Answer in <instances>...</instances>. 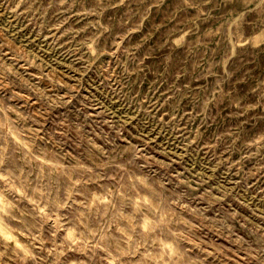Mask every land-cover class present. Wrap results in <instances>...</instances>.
Here are the masks:
<instances>
[{
  "label": "rangeland",
  "instance_id": "obj_1",
  "mask_svg": "<svg viewBox=\"0 0 264 264\" xmlns=\"http://www.w3.org/2000/svg\"><path fill=\"white\" fill-rule=\"evenodd\" d=\"M0 264H264V0H0Z\"/></svg>",
  "mask_w": 264,
  "mask_h": 264
}]
</instances>
